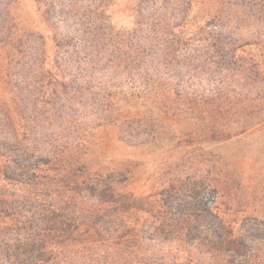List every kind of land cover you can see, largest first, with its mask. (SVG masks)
<instances>
[{
    "label": "rangeland",
    "instance_id": "374dc122",
    "mask_svg": "<svg viewBox=\"0 0 264 264\" xmlns=\"http://www.w3.org/2000/svg\"><path fill=\"white\" fill-rule=\"evenodd\" d=\"M124 1L109 4L117 28L131 27L129 6L123 5ZM193 14L188 18L192 23L198 19ZM247 21L264 24V17L253 16ZM51 36L35 0H0V193L24 202L20 213L1 218L0 264H19L29 255H35L41 264H250L244 258L249 246L236 255L223 241L227 234L219 209L237 221L248 217L255 226L264 222V122L229 140H191L188 144L176 131L204 126L209 117L197 113V108L182 106L185 111L176 127L158 124L161 134L156 142L124 145L112 126L104 125L87 93L72 108L58 102L57 113L50 101L51 86L45 93L42 89L37 98L39 55L43 47L46 60L53 59ZM237 44L238 49L252 48ZM259 46L264 49V41H259ZM33 58L38 61L32 67ZM261 59L264 63V54ZM191 62L196 65L193 78L182 69L181 87L191 83L211 89L218 75L213 63L200 54ZM260 65L262 72L264 66ZM46 83L47 78L42 85ZM252 85L258 84L248 82L247 87ZM12 95L16 108L10 104ZM258 108L264 119V103ZM10 121L35 122L37 126L25 135L21 127L9 128ZM15 139L27 147V167L33 164L42 170L32 185L25 182L31 179L26 169L10 170L11 176H3V166L12 163L8 150L13 144L15 147ZM69 143L78 146L68 148ZM70 153L84 157L85 164L76 167H83L82 181L88 174L119 171L124 178L122 189L146 196L147 209L117 210L86 191L83 182L71 190L73 186L52 174L58 166L51 159ZM216 179L226 186L223 192L214 189ZM90 206L99 212L86 224L84 212ZM71 214L75 220L59 227V221ZM259 225L263 228L255 232L254 225L248 229L254 246L264 252V224ZM196 242L200 249L193 247Z\"/></svg>",
    "mask_w": 264,
    "mask_h": 264
},
{
    "label": "trees",
    "instance_id": "16d2710c",
    "mask_svg": "<svg viewBox=\"0 0 264 264\" xmlns=\"http://www.w3.org/2000/svg\"><path fill=\"white\" fill-rule=\"evenodd\" d=\"M111 1L35 0L41 17L50 26L54 46L51 61L46 60L45 49L41 48L36 94L38 98L42 89L45 93L48 85L51 86L50 101L55 105L52 107L55 113L58 102L63 101L72 108L87 93L96 111H100L104 125L112 126L118 141L128 146L156 142L161 134L158 124L176 127L185 111L182 106L190 110L197 108V113L209 117L204 126L176 131L178 138L184 136L188 144L191 140H229L263 124L258 105L264 103V71L260 72V64L264 66L261 59L264 49L259 46V41H264V24L247 20L253 16L264 17V0H125L123 5L129 6L131 16L129 28L116 27L108 10ZM191 12L199 19L194 23L188 20ZM240 42L252 48L238 49ZM199 54L213 63V71H218L216 84L207 90L191 83L181 87V70L186 69L188 77L193 78L191 72L196 65L191 61ZM36 60L38 58H33L32 67ZM248 82L258 85L247 87ZM6 83L9 84V80ZM9 100L16 108L13 95ZM10 126L12 129L21 127L26 135V130L32 132L37 124L10 121ZM15 142V147L13 144V149L8 150L12 163L3 166V176H11L10 170L26 169L31 172V179L25 182L32 185L42 170L38 165L27 167V147L18 139ZM186 143L181 141L180 144ZM76 146L77 143H69L67 147ZM51 159L58 166L52 174L60 182L73 186L71 190L83 182L86 191L117 206V210L147 209L146 196L122 189L123 173L108 171L94 173L91 177L88 174L82 181L83 167L82 170L76 167L85 164L83 156L56 154ZM225 188L216 179L214 189L223 192ZM20 205L24 202L0 193V222L1 218L18 212ZM219 210L220 223L225 225L227 234L223 241L236 255L249 246L244 255L246 263L264 264V252L254 246L251 233L264 222L255 226L248 217L237 221L226 211ZM98 212L96 206L85 209L86 224H90ZM72 220L75 218L71 214L68 219L60 220L58 226ZM252 225L254 228L250 231L248 228ZM193 247L200 249L201 244L196 242ZM19 264L41 263L36 261L35 255H29Z\"/></svg>",
    "mask_w": 264,
    "mask_h": 264
}]
</instances>
